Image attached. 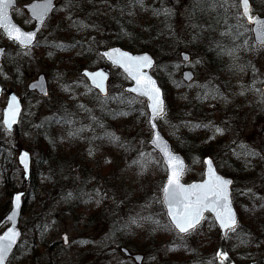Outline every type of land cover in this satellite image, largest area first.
Segmentation results:
<instances>
[{"label": "rangeland", "instance_id": "obj_1", "mask_svg": "<svg viewBox=\"0 0 264 264\" xmlns=\"http://www.w3.org/2000/svg\"><path fill=\"white\" fill-rule=\"evenodd\" d=\"M30 1L18 0V7L13 11L15 20L26 29L32 28L33 23L22 4ZM129 1V5L137 4L134 12L140 15L142 23L147 16L159 18V12L154 16L148 15L154 12L138 0L134 4L135 0ZM200 2L202 0H172L171 33H164L170 47L157 54L147 50L156 59L153 73L160 82L167 84L169 94V110L158 120L161 131L173 144L178 145H183L193 135L203 143V151L208 152L200 157V150L190 156L187 180L202 177V158L206 155L214 159L219 169L223 167L231 171L237 168L235 160L249 162V150L259 154L253 160H259L254 170L261 165V161L264 163V97L261 90L264 83V47L253 48L246 58H242L234 50L230 39L233 25L223 27L218 23L210 27L203 20L204 16L196 14ZM204 3L209 6V0ZM66 4L67 0L58 1L57 10L38 38V43L42 41L41 45L18 50L17 46L0 34V45L6 46L8 51L4 68L0 71L1 81L5 87L19 93L25 104L23 117L15 132L0 134V142H4L13 161L17 160L16 156L22 148L30 151L34 159L38 158L41 152L38 136H42L46 122L57 115L59 106L65 107V111L75 108L74 127L58 125L59 135L67 140L59 150L65 156L76 152L78 156L83 154L90 161L93 169L87 192L89 197L86 198L87 203L84 201L81 205H74V199L67 201L65 196L69 192L74 194L75 183L68 184L65 193H60L59 199L56 197L58 192L52 191L56 198L54 201L45 192L42 203L30 196L20 222L24 233L21 246L10 264H136L126 259L124 254L122 258L116 256V252L124 246L117 247L121 241L129 242L139 249L131 250L145 254L143 264H209L210 261L211 264H220L216 253L221 251V247L215 245L216 237L211 236L215 229L211 219L203 222L197 232L184 238L168 222L160 199L166 172L160 165L158 153L149 144L151 130L142 115L124 119L120 116L115 123L119 125L121 121L125 123L130 119V127L136 131V145L143 167L133 164L134 160H127V156H120L121 151L110 144L106 150L98 149L94 143L91 146L86 144L92 138L87 133L90 123H80V115L84 110L79 105L88 104L92 108L89 114L96 117V107L101 102V95L89 86L80 71L106 65L98 51L110 45L101 46L98 41H89L81 44L79 49L44 48V44L54 41L57 45L66 44L65 39H60L64 34L61 30L66 24L71 25L68 19L70 15H77V19L81 21L79 14L87 18L77 7L69 11ZM77 4L79 8L83 6L81 0H77ZM255 5L264 10V0H255ZM227 6V15L238 17V0H228ZM217 7L214 8L215 11L220 8ZM239 22L235 20V23ZM194 24L199 26L193 27ZM225 32L228 34H219ZM207 33H210L207 36L209 38L211 35L218 37L222 50L228 46L226 57L218 59L211 50L204 48L203 43L207 41L204 35ZM208 44L209 42L207 46ZM230 50L233 51L231 55ZM95 51L98 57H95ZM183 52L190 56L187 63L182 59ZM21 64L24 73L18 74L14 68ZM185 69L194 73V79L190 83H185L182 79ZM40 75L46 77L49 91L46 96L28 91L29 83ZM127 83L126 77L118 69H111L108 93L111 104L115 100L112 97L117 99L125 92L123 88ZM5 100L4 94L1 97L2 105ZM119 115L116 113V116ZM84 120L90 119L86 116ZM81 127L85 130L75 137L68 135L70 131ZM216 127L223 130L222 134L215 132ZM98 158L105 176L99 182L94 178ZM34 170L37 174L41 173L40 180L57 176L61 183L68 176L69 181H72V176L76 182L81 178L79 166L74 160L64 170L56 163L35 167ZM259 170L260 173L250 179H245L244 176L237 178L234 191L239 194V203L243 208H249L250 202H253L250 195L246 196L247 193H251L257 201L264 202V177H261L264 167ZM15 173V186L11 188L10 181L5 182L6 173L0 172V211H8L11 193L23 187L21 168L17 166ZM28 186L25 187L26 191ZM97 190L103 194V199L96 195ZM70 205H73V209L69 208ZM260 212L261 215L258 213L255 217L260 222L257 233H253L255 229H249L247 225L250 218L243 219L239 224V238H245L247 243H241L235 233L227 235L225 245L229 259L224 264H244L251 262L253 258H264L261 251L264 248V208ZM133 220L136 223H132ZM153 221H159V226ZM38 226L42 232H36ZM65 236L68 239L66 244Z\"/></svg>", "mask_w": 264, "mask_h": 264}, {"label": "trees", "instance_id": "obj_2", "mask_svg": "<svg viewBox=\"0 0 264 264\" xmlns=\"http://www.w3.org/2000/svg\"><path fill=\"white\" fill-rule=\"evenodd\" d=\"M83 3V6L79 8L78 10H81L83 15L87 18H83L81 14L79 16L82 18V21H84L86 24L94 25V27L89 28H80L77 29L71 25L67 26V24L64 26V29L61 30L62 33H64L60 39H65L67 45L76 44L77 46L74 48H81V44L98 41V45L106 46V45H120L124 48H127L132 51H151L153 53H160L161 50L165 51L167 48L170 47V44L168 43L167 39H165L164 33H171L170 27H172V20L170 21V17L172 16V0H144L142 3L149 7L154 13H148L151 15H155V13L159 12V18H151L148 16L146 17V20L142 23V18L137 12H134V9L136 5H129V0H81ZM117 1V2H116ZM137 0L133 1L132 4L136 3ZM152 2V3H149ZM205 0H202L198 4V10L196 11V14L204 16L202 19L207 21L209 23L208 25L210 27L217 25L220 23L221 26L225 27V25H233V27L230 29L231 31V41L234 44V50L239 52L240 56L247 57L248 52L252 50L253 48H257V46L254 44L250 26L239 17L240 11L238 10L237 14L238 17L235 15H232L231 17L227 15L225 12V8L227 9V5L225 7L217 8V11L211 6L213 3V0H209V6L204 3ZM253 2V8L254 10L261 12L264 14V10H260L255 5V0H252ZM80 3V2H79ZM141 3V2H140ZM112 5V6H110ZM204 5V6H203ZM212 7V8H211ZM125 9V12L122 13V9ZM127 9V11H126ZM167 9L169 11V14L165 15L164 10ZM110 11V12H109ZM214 11V12H213ZM103 12V14L101 13ZM235 16V17H234ZM73 19H77V15L72 16ZM233 17V18H232ZM79 20V19H78ZM93 20V21H91ZM147 20H150L148 22ZM235 20L239 23H235ZM219 21V22H218ZM240 24V25H238ZM246 30V32H245ZM221 35V33H219ZM118 35V36H116ZM210 35V33H207L206 38L207 41H205L204 48L207 47V49L211 50L218 59H223L226 57L227 54V47H223L224 50H222V46L220 43H218L219 39L218 37H207ZM207 42H209L207 46ZM57 42L54 41L53 43H47L44 44V48L47 47H54L53 45H57ZM42 41L38 43V45H41ZM219 45V47L217 46ZM100 46V47H101ZM221 46V47H220ZM60 48V47H59ZM71 47H66L65 49H74ZM20 50V49H18ZM228 56V55H227ZM95 57H98L95 51ZM5 62L2 64L1 69L4 68ZM14 70L18 73H24V69L22 68V64L20 66H15ZM162 82V81H161ZM180 82V81H179ZM163 83V82H162ZM181 86V83H179ZM163 86L165 88L166 92V99L167 102L169 100V94L167 91V84L163 83ZM121 97L123 100H134L135 102L131 105H128L127 103H124L121 101ZM110 96H108L107 103L104 104L102 107L101 102L96 107V112L98 115L96 116V120H91L93 115H90L89 112L84 111L80 117L81 122L80 123H90V127L88 128V132L90 136H92L91 139H88L86 141V144L92 145L93 143L97 145L98 149L106 150L108 149V144H110L112 147L117 148L121 151V155L123 157H126V159L130 160H140V152L137 149L136 145V134L134 129L130 127V122L127 120L125 123H119L117 125L115 122L119 121V117L121 116V119H124L126 117H133L137 118L140 115L143 116L145 124H147V114L145 110V104L143 99L137 98L129 93L124 92L121 94L117 99L112 101V104L109 102ZM99 99L101 101L104 100V97L99 96ZM87 109L91 110L92 108L86 104L85 105ZM170 106V105H168ZM2 107V102L0 98V109ZM69 107V106H68ZM169 108V107H168ZM169 110V109H168ZM167 110V112H168ZM65 113L74 114L71 116V118L75 121L73 124H76V111L75 108L70 109L68 108L67 111H65V107L59 106L57 115H53L48 122H46L45 127L42 131V136H38V140L41 143V152L38 156V158L34 159V167L32 171V177L30 179L29 186L28 184H23V187L27 188V194H26V204L27 201H29L30 196H33L34 200H37L38 202L42 203L44 201V198H42L43 193L50 196V198L54 201L56 198H54V194L52 195V191H57L56 197L59 199V195L61 192L65 193V187L71 183H75L76 188L73 194L74 199V205H81L82 202L85 201L87 203V197H89V194L87 193L89 191V183H90V177H92V169L93 167L90 165V161L88 158L85 157V155L81 154V156L74 154H65L61 150H59V147L62 146L64 142H67V140L64 138V136L59 135L58 125L55 122L49 123V121H53L54 117H59L64 115ZM116 113H127L126 115H119L116 116ZM88 116L90 120H84L85 117ZM73 124H63L66 128H72L74 127ZM103 125L101 127L100 125ZM82 125V124H79ZM120 129V130H119ZM5 131L2 128V125L0 123V134H4ZM109 135H115L119 138V142H110L107 138ZM61 136V137H60ZM43 137V138H42ZM203 143L198 140L195 136L192 135L189 139H187L186 143L183 145H178L174 143V147L177 150H180L187 159L190 158V156L194 153H198L201 150V153H199L200 157H202L203 154H206L208 152L203 151ZM206 152V153H204ZM80 157V158H79ZM256 159L255 156H249V162L241 161L238 162L235 160L236 163V169L235 170H226L223 167L220 168V170L228 175L231 176L234 179V189L237 187V178L239 176H244L245 179H250L252 176H257L258 173H260V170L262 167H264L263 161H261V165L258 166L256 170V164L259 160L253 161ZM74 160V163L79 166L80 171V181L76 182L74 179V176H72V181H69L70 176L66 178L63 182L60 183L59 178L57 176H53L50 178H46L44 180H40L39 177L41 176V173L34 170L35 167L41 168L45 167L47 164L50 163H56V165H60V169L64 170L67 169L68 166L72 164V161ZM97 165L95 169V179L97 182L100 181L101 178H104V174L101 171V166L99 161V158L96 160ZM252 161L254 163H252ZM252 163V164H251ZM161 167L163 168V171H165V168L160 162ZM115 166V165H112ZM17 168L16 161H13V158L10 156V153L7 152L6 147L4 146V142H0V172H5V182L10 181L9 187L13 188L15 186L14 180L16 179V173L15 170ZM188 178V174L186 175ZM261 177H264V173L261 175ZM63 179V178H62ZM191 179V178H190ZM189 179V180H190ZM162 182V179L160 183ZM62 183L64 185H62ZM251 197H250V196ZM246 196H249L251 199L250 207L249 208H243L242 205L239 203V194L234 191V202L237 206L240 222L245 218H250L251 221L248 222L249 229L254 230L253 233H257L259 229V221L255 219L256 214L261 212L260 210L264 208V202L263 201H257L254 199L251 193H247ZM246 200V199H244ZM60 203H62V199H60ZM68 201V200H67ZM69 204V203H68ZM161 204H159L160 206ZM161 207V206H160ZM69 208L73 209V205H70ZM7 210L0 211V219L5 215ZM214 226V233L211 235L212 237H216L214 239L215 245H220L221 251L227 252L228 248L225 245V238H222L221 234L217 230L214 222H212ZM41 228L39 229V226L37 227L36 232H39ZM38 234V233H36ZM229 234H232L229 232ZM245 240V238H242ZM238 240L241 241V238ZM127 246L130 249L133 250H139L137 247L132 246L129 244V242L121 241L117 245L119 246ZM264 253V248L261 250ZM264 255V254H263ZM116 256L118 258H122V253L120 251L116 252ZM128 259V258H126ZM188 259V258H187ZM199 264V263H198ZM243 264V263H241ZM244 264H264V258H253L251 262H245Z\"/></svg>", "mask_w": 264, "mask_h": 264}, {"label": "snow or ice", "instance_id": "obj_3", "mask_svg": "<svg viewBox=\"0 0 264 264\" xmlns=\"http://www.w3.org/2000/svg\"><path fill=\"white\" fill-rule=\"evenodd\" d=\"M142 3V0H138ZM242 6V12L239 13V17L246 19L248 24L255 25L256 38L262 46H264V19L255 17L252 14L249 0H239ZM228 4V0H213L212 7L215 8L225 7ZM235 6V5H233ZM14 7V0H0V29H3L7 37L16 42L18 45L25 49H30L34 46L36 37L40 29H35L33 31H23L20 27L12 22L8 15L10 8ZM78 7L77 0H67L66 8L71 11L72 9ZM55 5L53 0H36V2L30 5V10L32 18L37 21L41 28L46 23L49 14L53 12ZM225 10H227L225 8ZM164 14H169L167 9L164 10ZM72 21V26L80 28L94 27V25L86 24L84 21L73 19L70 15L68 17ZM219 22V21H218ZM199 25L194 24L193 27H198ZM228 32L221 33V35H227ZM54 47H60L62 49L66 47L74 48L77 45H53ZM219 47V45H217ZM229 54H233V51H229ZM101 56L109 60L113 65L121 68L135 82V86L129 88L127 91L136 93L140 97H145L147 99V108L149 109V123L151 124L153 130L156 128L155 121L162 118L166 114L165 101L163 98L162 91L160 87L157 86L156 81L148 75L145 69H150L153 67V58L147 54L143 55H132L129 52L122 51L119 48H111L108 51L101 53ZM184 61L189 60V56L185 54L183 56ZM82 76L91 81L94 88L99 89L100 93L104 94V100L101 101L102 107L107 103L108 93L105 87V81L108 80V74L103 70L98 71H88L84 70ZM187 80H191L192 76L189 73L185 77ZM37 85L33 84L32 87L35 88ZM67 90V89H66ZM48 95L47 91L44 93ZM112 99H116L112 97ZM121 101L131 105L134 100H123ZM79 108L90 113V110L86 108L85 105H79ZM20 113L19 102L15 95L11 96L10 102L8 104V109L4 118V124L11 129L12 125L17 122V116ZM120 115H126L127 113H119ZM74 114L65 113L62 116L54 117L53 121L57 124H68L71 125L75 121L71 118ZM93 121L96 117H92ZM49 121V123L53 122ZM103 127V125H100ZM200 125H196L199 127ZM207 127V126H205ZM85 129L83 127L70 131L69 136L75 137L80 132ZM215 132L221 133L222 129L216 127ZM110 142H119V138L115 135H109L107 137ZM153 145L159 148V151L163 154L167 168L169 170V175L166 184L162 187V200L166 206V215L169 218V222L173 229L177 231L181 238L189 236L201 227L202 223L207 220L205 213H210L214 217V220L218 222L219 227L224 230V235L227 236L229 232L235 233L239 238L238 229L240 227L237 216L232 209L231 199L229 193V185L233 181L224 179L220 175H217L216 170L213 168V160L211 158L207 159L205 163L207 164V179L202 183H194L185 186L181 183V177L184 174V162L181 158L175 155L168 149V145L164 142L158 132L154 131V135L150 138ZM91 154V153H90ZM28 153L24 152L21 156V163H24L25 170H27V158ZM247 155L256 156L259 155L254 151H248ZM143 156V153H141ZM133 164H140L143 167V162L140 160H134ZM97 196L103 199V194L97 190ZM21 194H17L15 197V208H19ZM73 198L71 192L67 193L65 196L66 200ZM99 203V200L97 201ZM17 213L13 211L7 219L13 222V226L9 227L3 235H0V264H5L8 259V254L12 251L14 245L17 242V238L20 236V232L15 227V218ZM132 223H136L135 220ZM157 226H159V221H153ZM47 227V226H45ZM65 242H67V236L64 237ZM241 243H247L246 240L241 238ZM216 258L220 261V264H224L225 261L229 259L228 253L224 251H218L216 253ZM211 264V261L209 262Z\"/></svg>", "mask_w": 264, "mask_h": 264}, {"label": "water", "instance_id": "obj_4", "mask_svg": "<svg viewBox=\"0 0 264 264\" xmlns=\"http://www.w3.org/2000/svg\"><path fill=\"white\" fill-rule=\"evenodd\" d=\"M56 1H57V0H53L54 5H55V8H56ZM34 2H36V0H32L31 2H28V3H26V4L23 5V8L27 11L29 17L34 21V27L31 28V29H25L24 27H22L19 23H17V22L15 21V19H14L13 16H12V9L15 8V7H17V5H18L17 0H14V7H13V8H10L9 11H8V15H9L10 19L12 20V22H13L14 24H16L18 27H20L23 31H33V30H35V29H40V31H41V30L43 29V28H41V25H40L37 21H35V20L32 18V14H31V10H30V5H31L32 3H34ZM249 3H250L251 10H252V2H251V0H249ZM239 5H240V3H239ZM240 9H241V12H242V6H241V5H240ZM54 10H55V9H54ZM52 13H53V12H51V13L49 14V17H50V15H51ZM252 14H253L255 17H257V18L264 19V16H261V15L258 14V13H255V14H254V13L252 12ZM49 17H48V18H49ZM48 18H47V20H48ZM47 20H46V22H47ZM250 25H251V30H252V34H253V38H254L255 43H256L257 45H259V46H262V45L260 44V42L257 40V38H256L255 25H252V24H250ZM43 27H44V26H43ZM0 31L3 33V35H4L8 40H10V39L7 37V35L5 34V32L3 31V29H0ZM40 31H39V32H40ZM39 32H38V34H39ZM38 34H37V36H38ZM36 39H37V37H36ZM11 41H12V40H11ZM35 42H36V41H35ZM35 42H34V43H35ZM19 46H20V45H19ZM20 47H21V46H20ZM22 48H23V47H22ZM111 48H119V49H121L122 51L129 52V53L132 54V55H143V54H147V55H149V56H151V57L153 58V61H154V63H153V67L150 68V69H145V71L148 73V75H150V76L156 81L157 86L160 87V89H161V91H162V94H163L164 101H165V110H166V100H165L164 90H163V88L160 86L158 79L152 74V69L155 67V63H156L155 58H154L150 53H148V52H132V51H130V50L124 49V48H122L121 46H117V45H116V46H112V47H108V48H105V49H102V50L99 51V54L101 55V53H103V52H105V51H108V50H110ZM5 52H6V47H5V46H0V64H1L2 61H3V57H4ZM185 54H187V55L189 56L188 53L183 52V53H182V59H183V56H184ZM103 59L105 60L106 63L110 64L111 67L119 68V67L113 65V64H112L109 60H107L106 58L103 57ZM189 59H190V56H189ZM188 61H189V60H188ZM119 69L124 73V75H125V76L128 78V80L130 81V83L127 84V85L124 87V90L127 91L129 88L134 87V86H135V82H134L133 80H131L130 77L127 76V74L124 72L123 69H121V68H119ZM84 70H88V71H98V70H103V71H105V72L108 74V80L105 81V87H106V90H107V93H108V83H109V79H110V76H111V74H110V69H108V68H106V67H100V68H98V69H94V70H91V69H84ZM84 70L81 71V75H82V73L84 72ZM189 73H190L191 76H192V79H191V80H187V79L185 78L186 75H188ZM182 78H183L186 82H191V81L194 79V73H193L191 70L186 69V70H184L183 73H182ZM86 79H87V78H86ZM87 80H88V79H87ZM88 82H89L90 86H91L92 88H94V87L92 86V84H91V81L88 80ZM33 84H36L37 86H36L35 88H33V87H32ZM28 89H29V91L37 90L39 93H41V94H43V95H45V94H44L45 91H47V93H48V86H47V81H46L45 76H44V75H40V76L38 77L37 80L32 81V82L28 85ZM94 89H96V88H94ZM96 90L99 91V89H96ZM262 91H263V94H264V85L262 86ZM127 92H129V91H127ZM4 93H6L7 98H6L5 105H4V107L2 108L1 122H2L3 127L5 128V130L11 133V132L14 131L15 127H16V126L19 124V122H20L21 115H22V112H23V100H22V97H21V96H20V95L14 90V89H6V88H4V86L2 85V83H1V81H0V96L3 95ZM99 93H100V91H99ZM130 93L133 94V95H135V96H138L136 93H132V92H130ZM100 94H101V95H104L103 93H100ZM13 95H15V96L17 97V100H18V102H19L20 113H19V115L17 116V122H16L15 124L12 125L11 129H9V128L4 124V118H5V115H6L7 109H8V104H9V102H10L11 96H13ZM138 97H140V96H138ZM141 98H145V97H141ZM145 99H146V98H145ZM147 103H148V102H147V99H146V106H147ZM147 111H148V124H149V127H150L151 131H152V133H151V137L154 135V131H155V132H158L159 135L161 136L162 140H163L164 142H166V144L168 145V149H169L171 152H173L175 155L179 156V157L181 158V160L184 162V168H185V171H184V174H183L182 177H181V183H183L185 186H188V185H191V184H194V183H197V184H198V183H202L205 179H207V175H206V173H207V167H208V166H207V164L205 163V161H206L207 159H209V158L212 159V157H210V156H206V157L203 158L204 172H203V177H202L201 179H195V180H191V181H189V182L184 181V175H185V173H186V171H187V167H188V164H187V161H186L185 157L182 155V153H180V152L174 150V148H173L172 143L170 142V140H168V139L166 138V136H165V135L162 133V131L160 130L157 121H155L156 128H155V130H153L151 124L149 123V114H150V112H149V109H148V108H147ZM149 144H150V146H151L155 151H157V152L159 153V155L161 156V159H162V161H163V163H164V165H165V167H166V178H165V181H164V184H163V186H164V185L166 184V182H167V178H168V175H169V170H168V168H167V165H166V162H165V158H164L163 154L159 151V148H157L155 145H153V144L151 143V141H149ZM24 152H27V153L29 154V155H28V158H27V170H25V165H24V163H21V156H22V154H23ZM212 160H213V159H212ZM17 163H18V165L22 168V170H23V178H24V180L27 182V181L29 180V178H30V175H31V167H32V156H31V153H30L28 150H26V149H21L20 152H19L18 155H17ZM213 168L216 170L217 175H220V176L223 177L224 179H228V180L233 181L230 177H227V176L223 175L222 173H220V172L218 171L217 166H216L214 160H213ZM232 185H233V183L230 184V185L228 186V187H229V193H230V199H231V206H232V209H233V211L235 212V214H236V216H237V220L239 221L238 212H237L236 207H235L234 202H233V196H232ZM163 186H162V187H163ZM25 193H26V192H25L24 190L15 191V192L12 193V196H11V209H10L9 212L6 214V216L0 221V228H1L6 222L9 223V224L6 226V228L0 233V235H3L4 232H6V231L8 230L9 227H12V226H13V222L9 221V220L7 219V217H8L9 215H11V214L13 213V211H15V212L17 213L16 218H15V227H16V229L20 232V236L17 238V242H16V244L14 245L12 251L8 254V259L5 261V264H8V262H9L11 256H12V254L14 253L15 249L17 248V246H18V244H19V242H20L21 236H22V231H21V229H20V227H19V223H20V218H21V215H22V210H23V207H24V196H25ZM17 194H21V198H20L19 208H18V209L15 208V197H16ZM162 196H163V193H162V189H161V200H162ZM163 206H164V208H165V211H167L166 206H165L164 204H163ZM207 214H210V213H205V216H206ZM210 215L212 216V214H210ZM166 216H167V215H166ZM167 218H168V217H167ZM212 218H213V220H214V217H213V216H212ZM168 219H169V218H168ZM214 221H215V220H214ZM215 223H216V225H217V227H218V229H219V231H220L222 237H223V238L226 237V236L224 235V230H222V229L219 227L218 222L215 221ZM65 243H66V242H65ZM121 251H122L126 256H131V257L135 260V262H136L137 264H141V263H142L143 258H144V256H143L142 254H139V253H134V254H133V253H131L127 248H124V247L121 249Z\"/></svg>", "mask_w": 264, "mask_h": 264}]
</instances>
